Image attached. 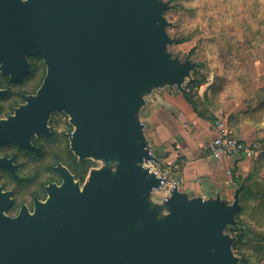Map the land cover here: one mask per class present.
Wrapping results in <instances>:
<instances>
[{"label":"water","instance_id":"water-1","mask_svg":"<svg viewBox=\"0 0 264 264\" xmlns=\"http://www.w3.org/2000/svg\"><path fill=\"white\" fill-rule=\"evenodd\" d=\"M165 0H0V63L16 81L38 56L47 74L36 94L0 119V145L30 146L52 113L74 126L72 148L101 161L80 187L71 175L50 196L6 213L0 188V264H239L234 252L240 188L233 200L191 196L170 175L140 114L156 89L181 92L197 69L169 51ZM8 89L0 87V97ZM5 160L0 158V166Z\"/></svg>","mask_w":264,"mask_h":264},{"label":"rangeland","instance_id":"rangeland-1","mask_svg":"<svg viewBox=\"0 0 264 264\" xmlns=\"http://www.w3.org/2000/svg\"><path fill=\"white\" fill-rule=\"evenodd\" d=\"M165 1L169 2V7L164 13L169 22L167 31L175 39L169 45V51L174 56L179 55L182 60L190 58L197 62V69L193 72H199L205 77L195 93L192 92L193 103L199 112L210 116L213 121L217 117L223 118L220 110L225 108V105L228 107L231 104L236 106L237 103H245L251 98L250 92L254 91L257 84L258 72L261 70L260 76L264 75V0ZM184 86H187V82ZM12 87L34 92L40 85L25 84ZM168 92L182 93L176 89L171 90L168 86L156 89L155 93L148 97V102L140 114L146 122L145 132L156 155L159 154L157 125L160 114L159 106L155 105V102L159 95ZM12 99L10 96L2 102L8 103L9 100L10 103ZM152 107L153 110L156 108L157 112L152 110L151 115ZM8 110L10 107H7L6 111ZM98 163L102 165L101 161ZM151 165L154 169L165 171V167L154 162ZM174 180L172 177L163 188L155 191L153 199L162 201ZM252 197H246V207L241 214L242 221L247 226L255 223L264 225V204L261 200H253ZM252 201H256L254 204L256 207L258 204L259 209H254L256 207ZM233 227L229 225L227 228V232L232 235ZM248 228L251 230L250 226ZM256 229L258 231H255ZM255 230L257 234L264 233L258 227H255ZM234 252L240 257L239 264H242L241 255L253 254L252 257L256 258L264 253V240L251 236L250 239L247 238L246 244L238 245Z\"/></svg>","mask_w":264,"mask_h":264},{"label":"crops","instance_id":"crops-1","mask_svg":"<svg viewBox=\"0 0 264 264\" xmlns=\"http://www.w3.org/2000/svg\"><path fill=\"white\" fill-rule=\"evenodd\" d=\"M260 73L261 70L258 72L254 91L250 92V99L245 103H237L236 106L225 105L220 111L224 115L223 119L228 120L239 138L248 142L261 140L263 146L264 75L260 76ZM158 98L155 102L159 106L160 114L157 125L158 155L162 161L161 167H165V171L156 169L159 173L170 175L171 179L173 177L179 182L180 188L191 196L206 198L221 193L222 197L233 200L240 181H251L254 187L258 183H264V162L259 160L263 147L253 158H213L209 155L208 144L215 135L214 121L200 116L182 93L168 92ZM152 110L153 107L150 108L151 115ZM218 111L219 109L217 113ZM231 113L234 115L229 116ZM263 199L261 191L253 200H261L264 204ZM256 201H252L254 207ZM257 206L259 207L258 204ZM258 207L254 209H259ZM252 227L264 231V225L255 223ZM259 264H264V259Z\"/></svg>","mask_w":264,"mask_h":264},{"label":"flooded vegetation","instance_id":"flooded-vegetation-1","mask_svg":"<svg viewBox=\"0 0 264 264\" xmlns=\"http://www.w3.org/2000/svg\"><path fill=\"white\" fill-rule=\"evenodd\" d=\"M29 71L19 80H12L11 74L1 71L0 87L8 89V93L0 97V119L7 118L15 110L26 103V96L37 91H26L13 88L14 85H42L47 74V65L43 58L28 56ZM12 96L8 103L2 102ZM7 107L10 110L6 111ZM48 132L35 133L31 136L30 146L10 142L0 145V158L5 165L0 166V188L9 192L12 199L6 213L17 216L25 207L34 212L38 201H46L49 187L64 184L67 175H71L80 187H83L92 169L100 167L99 161L81 157L72 148L71 134L74 126L70 116L58 111L52 113L48 120Z\"/></svg>","mask_w":264,"mask_h":264},{"label":"trees","instance_id":"trees-1","mask_svg":"<svg viewBox=\"0 0 264 264\" xmlns=\"http://www.w3.org/2000/svg\"><path fill=\"white\" fill-rule=\"evenodd\" d=\"M204 76L200 75L199 72H193L191 77L189 78L190 80L187 81V86H185V90L184 92H182V94L184 95V97L186 98V100L193 106L194 110L202 117L207 118L212 120V118L210 116L204 115L201 112L198 111V109L196 108L195 104L193 103L192 100V92L195 93V91L200 87V85L202 84L203 80H204ZM189 90V92H188ZM227 123L230 127V129L234 132L233 127L231 126V124L228 122ZM234 134H236L234 132ZM263 141V152L260 154L259 160H262L264 162V139H262ZM254 141H258L259 140H254ZM264 184V183H263ZM262 182L258 183V185H256V187H254V184L250 182H242L240 181L238 188H240V203H241V209L237 214V220L239 225L238 226H234L233 228H231V230L233 231V234L237 237L236 242L233 245V248L236 249L238 245H241L243 243L246 244L247 242V238L250 239L251 236H253L254 238H257L259 240H264V233L258 232L260 234H257L254 232L255 228L250 226L251 230L248 228L247 225H245L242 221L241 218V214L244 210V208L246 207V203H247V195H252L253 199H256L258 197V195L261 194V191L263 192V198H264V186H263ZM255 190H258V192H255ZM261 190V191H260ZM260 191V192H259ZM255 231H258L257 229ZM260 231V230H259ZM255 243L257 244L258 242L255 241ZM250 254L246 255H241V263L242 264H259L263 259H264V253L262 255H260L259 257H252L249 256Z\"/></svg>","mask_w":264,"mask_h":264},{"label":"built area","instance_id":"built-area-1","mask_svg":"<svg viewBox=\"0 0 264 264\" xmlns=\"http://www.w3.org/2000/svg\"><path fill=\"white\" fill-rule=\"evenodd\" d=\"M215 135L208 144L209 155L216 159L223 157L253 158L262 151L258 141H245L230 129L226 120L217 117L213 122Z\"/></svg>","mask_w":264,"mask_h":264}]
</instances>
